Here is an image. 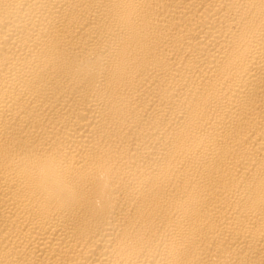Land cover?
I'll return each mask as SVG.
<instances>
[{"label": "bare ground", "instance_id": "obj_1", "mask_svg": "<svg viewBox=\"0 0 264 264\" xmlns=\"http://www.w3.org/2000/svg\"><path fill=\"white\" fill-rule=\"evenodd\" d=\"M0 264H264V0H0Z\"/></svg>", "mask_w": 264, "mask_h": 264}]
</instances>
